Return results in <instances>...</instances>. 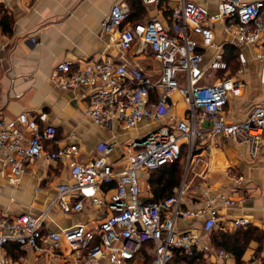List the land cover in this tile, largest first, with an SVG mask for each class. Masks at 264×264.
Wrapping results in <instances>:
<instances>
[{
	"label": "built area",
	"instance_id": "2783aa9c",
	"mask_svg": "<svg viewBox=\"0 0 264 264\" xmlns=\"http://www.w3.org/2000/svg\"><path fill=\"white\" fill-rule=\"evenodd\" d=\"M148 10L155 9L160 0H142ZM9 0H0V5ZM131 8L127 3H115L103 22L104 32L119 31L118 44L128 51L137 44L148 48L160 64L161 73L154 79L143 68L127 62L108 60L77 61L68 59L56 67L53 83L68 90L83 87L87 91L86 114L110 134L117 127L130 131L145 122H159L170 117L144 136L124 146V168L116 170L106 156L118 146L116 141L104 143L102 154L89 162L76 159V144L59 146L57 128L49 123L48 114L30 116L20 114L13 122L0 116V161L9 169L8 180L16 184L27 168L38 160L68 165L71 183L58 185L56 204L65 213L82 211L85 200L93 205H107L111 215L100 224L99 231L78 224L58 232H44L46 215L0 217V248L9 244L23 251L44 252V244L51 241L49 260L57 264H137L145 253L151 264H170L176 250L192 256L206 249L203 234L219 230L232 233L254 226L251 218L235 216L232 211L244 209L248 196L239 191L232 195H213L210 188L203 193L204 205L188 207L187 188L182 184L172 196L145 203L139 178L141 172H152L181 159L188 153V163L197 156L199 144L203 152L212 154L219 139L231 143L248 144L252 156L264 147V104L255 106L242 121H229L226 107L233 97L241 96L244 82L241 76L246 63L235 76L217 77L219 71L228 72L224 49L205 65V52L215 48L216 25L221 24L238 47H255L264 62V0H220L217 10L208 13L191 0H181L171 12V26L157 18L144 23L130 24ZM197 36L198 39H195ZM36 43V39H32ZM264 83V64L262 66ZM178 93L186 107L184 116L172 115L173 95ZM70 140L75 141L72 133ZM56 147V148H55ZM204 156V155H199ZM198 163L201 162V158ZM116 182L109 201L98 197L105 185ZM243 187V178L237 181ZM76 200H74V198ZM203 219L200 227L178 230L179 220ZM260 228L264 229V218ZM71 253L60 252L62 242ZM44 243V244H43ZM219 259H228L224 250ZM3 264H21L4 261Z\"/></svg>",
	"mask_w": 264,
	"mask_h": 264
},
{
	"label": "crops",
	"instance_id": "0c3cea01",
	"mask_svg": "<svg viewBox=\"0 0 264 264\" xmlns=\"http://www.w3.org/2000/svg\"><path fill=\"white\" fill-rule=\"evenodd\" d=\"M191 1L208 13L216 12L220 2ZM120 2L131 6L132 1L9 0L8 4L0 5V116L7 122H13L22 113L30 116L47 113L49 123L57 128V147L76 144L79 148L76 159L79 162L91 161L102 154L104 143L116 141L118 146L106 156L116 170L124 168L126 164L123 151L128 142L144 136L161 123L170 122V117L159 122H145L130 131L117 127L110 134L94 124L86 114L88 98L85 88L60 89L53 83V75L58 64L68 59L108 60L138 65L157 79L155 76L160 75L161 66L148 48L137 44L124 51L118 44L119 31L103 30V22L111 7ZM180 2L181 0H160L155 9L148 10L145 7L144 14L141 15L142 21L157 18L168 28L171 26V12ZM215 32V48L205 52L204 63L207 67L219 53V47L225 50L227 44H232L221 24L216 25ZM194 38L198 39L197 36ZM32 39H36V43ZM239 49L240 62L246 63L241 76L245 85L241 96L231 98L226 107L227 118L234 122L244 120L255 106L264 104V62L257 58V54L262 51L250 46ZM172 98L175 102L172 115L184 116L187 107L182 104V97L175 93ZM72 133L76 135L75 141L69 139ZM230 144L228 140L221 138L211 155L202 153L203 148L197 151V156L184 171L181 183L188 189L185 202L194 209L202 207L203 193L207 188L211 189L213 195H232L239 191L248 196L249 201L244 209L232 211V214L247 216L251 218L253 227L264 230L260 228L264 218V147L252 156L248 144ZM199 155H206L204 163L197 162L202 157ZM8 175L9 169L0 161V217L46 215L43 231L47 233L62 231L78 224L99 231L102 221L112 213L107 205H93L90 199L85 200L82 211L74 213H65L56 204L58 185L71 183L69 168L65 163L38 160L27 168L16 184L9 182ZM140 176L145 179L144 184H141L142 196L151 197L147 173L141 172ZM240 177L243 178L241 189L236 183ZM106 186L107 189L103 188L98 197H105L109 201L115 187L112 184ZM202 222L203 219L179 220L177 227L178 230L185 231L193 226L200 227ZM51 244L47 240L44 252L21 250L19 256L10 253L9 246L6 249L0 248V264L5 260L21 264H57L49 260ZM206 246L208 244L205 243ZM257 248L258 243L252 242L247 258ZM60 252L69 255L71 248L63 241ZM13 253L17 254L16 251ZM231 256L223 263L236 264L235 258ZM137 264H140L139 261Z\"/></svg>",
	"mask_w": 264,
	"mask_h": 264
},
{
	"label": "trees",
	"instance_id": "16d2710c",
	"mask_svg": "<svg viewBox=\"0 0 264 264\" xmlns=\"http://www.w3.org/2000/svg\"><path fill=\"white\" fill-rule=\"evenodd\" d=\"M131 16L130 24L135 25L137 23H144L141 15L144 14L145 5L142 0H131ZM224 59L228 63L230 76L236 75V69L240 68V49L234 44H227L224 50ZM237 69V70H238ZM218 74L225 75L224 71H219ZM220 76V75H219ZM205 144H199L197 151L202 150ZM56 148V147H55ZM184 175V167L180 160L167 164L158 170L147 173L148 186L150 188L151 197H143L145 203H155L162 201L169 196H172L177 188L181 186ZM116 187V182L111 183ZM110 185V184H109ZM107 189V186H104ZM115 189V188H114ZM220 234L212 232L211 234H203L210 238L209 245L212 247L224 250L227 254L232 255L235 258L236 264H244L243 257L249 245L252 242H256L262 246L264 244V230L257 227H248L246 229H238L234 233H225L219 231ZM212 240V241H211ZM9 252L14 256L20 255L21 248L17 244H10L8 248ZM16 251L17 254H14ZM145 253L146 261L151 264V257L147 254L146 248L142 249ZM259 252H264V245L260 247ZM17 256V257H18ZM170 264H207L204 260L202 253H195L192 256L184 254L180 250H176L174 253V259Z\"/></svg>",
	"mask_w": 264,
	"mask_h": 264
},
{
	"label": "rangeland",
	"instance_id": "374dc122",
	"mask_svg": "<svg viewBox=\"0 0 264 264\" xmlns=\"http://www.w3.org/2000/svg\"><path fill=\"white\" fill-rule=\"evenodd\" d=\"M238 69V68H237ZM236 69V71L238 72L240 69H241V66H240V68L237 70ZM226 74H227V76L228 77H231L230 76V71L228 70V72H225ZM237 74V73H236ZM158 75V74H157ZM155 76V78H158L160 75H158V76ZM216 75H218L217 77H224L225 75H222V74H216ZM220 75V76H219ZM183 100V99H182ZM181 102V101H180ZM185 107H186V105H185V103H184V101H183V103H182ZM183 106V107H184ZM184 107V108H185ZM229 144H230V142H229ZM231 145V144H230ZM197 153V152H196ZM204 158H206V155H204L202 158H201V162H199V163H204L205 162V159ZM180 162H181V164L183 165V167H184V171H186L187 170V168H188V166H187V163H188V153L186 152V151H184L183 152V154H182V157H181V159H180ZM184 180V179H183ZM144 182H145V179L143 178V177H140L139 178V185H140V188H141V184H144ZM144 192V191H143ZM214 232H216V234H220L219 233V230H216V231H214ZM236 232V231H235ZM234 233V232H233ZM203 241V243H204V245H205V243L206 244H208V247L206 246V249L204 250V251H202V254H203V256H204V260H205V262L207 263V264H224L223 262H225V261H227L228 259H220V260H218L219 259V257H218V253H219V251H220V249L219 248H216L215 246L214 247H212V245L210 246L209 245V241H210V238L209 237H207V236H204L203 235V239H202ZM212 241V240H211ZM251 245V244H250ZM250 245H249V247L247 248V250H246V252H245V255H244V257H243V262H244V264H264V256H263V254H264V252H259V249H260V247H262V246H260V244H258V248L247 258V252H248V250L250 249ZM147 252H148V250H147ZM230 255V254H229ZM232 257V256H231ZM139 263L141 264L142 263V259H140L139 260ZM146 264H149L148 262H146Z\"/></svg>",
	"mask_w": 264,
	"mask_h": 264
}]
</instances>
